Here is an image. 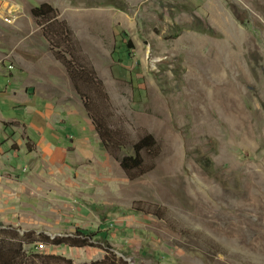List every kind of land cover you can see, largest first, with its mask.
Returning a JSON list of instances; mask_svg holds the SVG:
<instances>
[{
  "label": "rangeland",
  "instance_id": "obj_1",
  "mask_svg": "<svg viewBox=\"0 0 264 264\" xmlns=\"http://www.w3.org/2000/svg\"><path fill=\"white\" fill-rule=\"evenodd\" d=\"M50 1L67 3L58 20L75 39V62L101 82L85 92L107 127L127 134L128 144L151 134L160 153L151 172L130 180L102 147L68 73L69 84H46L43 98L27 91L52 127L66 120L89 145L70 149L63 162L70 169L54 171L28 140L34 131L22 130V155L0 171L8 180L0 181V200L10 182L16 200L21 192L11 204L21 214L3 219L0 212V230L14 229L39 245L38 253L72 264H264V0ZM195 19L212 34L174 37ZM119 31L132 43L129 53ZM0 110L30 121L31 113L1 100ZM17 136L0 141L6 151L22 149L13 145ZM132 153L128 146L116 155ZM200 159H209L215 174L205 173ZM38 223L54 226L45 231L50 236ZM58 239L78 247L53 246Z\"/></svg>",
  "mask_w": 264,
  "mask_h": 264
},
{
  "label": "crops",
  "instance_id": "obj_2",
  "mask_svg": "<svg viewBox=\"0 0 264 264\" xmlns=\"http://www.w3.org/2000/svg\"><path fill=\"white\" fill-rule=\"evenodd\" d=\"M42 4L53 6L50 0H0V79H5L4 82L0 80V86L5 83L4 90H2L4 92L0 93V100L9 103L10 109L18 112L23 109V113H31L30 121L27 122L26 119L5 116L0 110V141L3 139L8 141L11 137L20 135L22 130L29 131L31 129L34 133L29 134L28 140L35 144V152L46 160L44 166L49 165L54 171H57V169L66 171L70 167L63 162L68 156V151L78 147L77 149L80 152H84L89 145L86 141L87 137H84V134L74 137L72 132L68 131L66 120L63 121L60 130L52 127L49 121L50 118L43 111H36L37 107L33 106L32 100L26 95L27 91H34L37 93L35 98H43V86L47 84L58 88L60 86L58 79L67 81L65 84H69L70 80L66 70L53 59L54 57L48 48L49 45L44 40L40 28L32 17L33 8ZM65 4V8H63V4L61 8H59V5L53 7L60 11H67V3ZM5 17L12 18V23H6L4 21ZM43 51L47 55H43ZM51 69L55 70V76L51 73ZM7 133H11V137ZM71 140H74L75 143L74 141L72 143ZM21 141L19 137L18 140L13 142V145L21 146L20 151H13L12 149L6 151L0 143L1 157L9 152L8 159L0 161L1 172L9 166L7 161L11 156L14 154L18 157L22 155L24 145L20 144ZM12 160L10 158V162ZM13 170L19 169L14 167ZM3 174H0V181L7 182L8 180L4 178ZM9 183L2 185L5 191L1 194L0 202L3 204V208L0 212L2 218L7 219L4 215L5 212L13 211L10 219H17L21 214L20 208L17 206L13 208L11 204H16L19 201L21 192L17 193L18 199L16 200L13 196L14 193H11V188L8 187ZM24 221L26 219L21 222L24 223ZM38 228L41 229V233L50 236L45 231H50L54 226L48 227L47 224L38 223Z\"/></svg>",
  "mask_w": 264,
  "mask_h": 264
},
{
  "label": "trees",
  "instance_id": "obj_3",
  "mask_svg": "<svg viewBox=\"0 0 264 264\" xmlns=\"http://www.w3.org/2000/svg\"><path fill=\"white\" fill-rule=\"evenodd\" d=\"M32 17L36 21L37 26L42 30V34L46 42L51 46L52 52L56 60L63 65L66 69L75 90L80 97L85 100L84 107L88 116L92 120L95 127V132L98 134L101 145L104 150L114 155L115 158L120 160V166L130 180H136L154 169V160L160 153V148L155 138L151 134L138 139L136 142L130 144L127 143V134L123 135L121 132L113 130L108 126V121L105 116H100L98 111L93 107L95 104L89 99L88 92L89 86L101 85V82L97 80L94 70L89 66L79 65L75 62V55L73 53V45L75 39L72 32L65 22L58 20V10L49 4L38 5L33 8ZM202 23L199 19H195L189 26H179L175 28V35L177 37L181 32L185 30H192L203 34H212V31L202 27ZM119 36L124 42L122 47H125L129 53L132 49V43L128 39V35L124 31H119ZM77 47V46H76ZM64 49V51H62ZM54 50V51H53ZM118 52L114 51V54ZM85 89V90H84ZM86 91V92H85ZM119 135V136H118ZM121 136V137H120ZM130 146L132 154H125L122 159L116 155L118 152L125 153L126 148ZM202 169L208 175L215 174L213 165L209 159H200ZM78 237H84L90 239L91 236L97 235L91 233H85L77 231ZM98 234L103 236V233ZM49 239V238H48ZM104 239V237H103ZM75 239L69 240H54L53 246H65V247H78V245L72 242ZM69 241V242H68ZM71 242V243H70ZM75 242V241H74ZM34 245L33 249L29 251L25 250V246ZM35 242L27 241L25 238H20L19 234L11 228H5L0 230V264H60L65 262L66 264H72L60 256L43 255L38 253ZM82 245L80 247H85ZM92 264H127L126 262L117 261L112 262L105 260L102 262H95Z\"/></svg>",
  "mask_w": 264,
  "mask_h": 264
},
{
  "label": "built area",
  "instance_id": "obj_4",
  "mask_svg": "<svg viewBox=\"0 0 264 264\" xmlns=\"http://www.w3.org/2000/svg\"><path fill=\"white\" fill-rule=\"evenodd\" d=\"M5 22H8V23H9L10 21H9V20H7V19H5Z\"/></svg>",
  "mask_w": 264,
  "mask_h": 264
}]
</instances>
